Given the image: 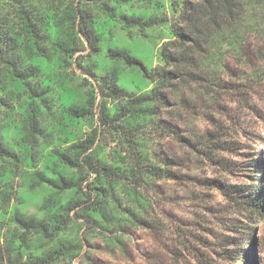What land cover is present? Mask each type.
<instances>
[{
    "label": "clouds",
    "instance_id": "obj_1",
    "mask_svg": "<svg viewBox=\"0 0 264 264\" xmlns=\"http://www.w3.org/2000/svg\"><path fill=\"white\" fill-rule=\"evenodd\" d=\"M0 264H264V0H0Z\"/></svg>",
    "mask_w": 264,
    "mask_h": 264
}]
</instances>
